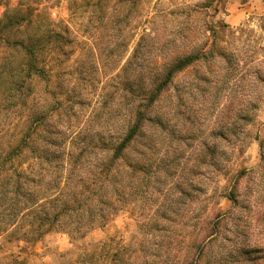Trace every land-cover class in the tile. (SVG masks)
I'll use <instances>...</instances> for the list:
<instances>
[{"label":"rangeland","instance_id":"obj_1","mask_svg":"<svg viewBox=\"0 0 264 264\" xmlns=\"http://www.w3.org/2000/svg\"><path fill=\"white\" fill-rule=\"evenodd\" d=\"M29 3L45 15L47 46L40 64L45 72L34 75L27 65L28 56L11 46L25 42L30 29L24 25L1 33L0 154L23 138L32 147L35 140L39 145L51 133H58L61 145L70 147L75 136L82 139L109 133L123 68L136 51L138 58L128 70L139 76L158 67L154 59L160 54L182 57L203 50L214 59L210 65L199 60L175 74L159 106L166 111L169 105V125L157 129L146 124L138 144L129 150L128 163H132L136 151L146 155L145 146L152 132L156 134L154 190L146 168L140 176L139 194L134 197L129 184L128 207L103 228L93 229L78 241L64 233H50L31 247L0 239V264H86L89 259L82 258L93 249L98 251L95 264H105L102 253L119 249H125L127 262L171 264L178 246L186 244L191 232L203 228L211 213L232 207L225 196L240 173L250 172L260 163L264 84L256 93L255 110L245 115L246 121H240L242 115H236L235 104L239 87L246 85L248 77L241 82L235 69L240 65L247 74L260 69L264 78V17L250 15L239 25H229L224 22L226 0ZM18 4L19 0H0V20L7 9ZM163 41L170 44L164 46ZM207 67L214 73H207ZM229 68L233 77L226 91L218 93L217 79ZM204 77L210 84L203 82ZM124 111L120 119L126 117ZM211 134L215 137L210 138ZM220 134L235 138L229 137L226 143ZM239 183L241 194L250 183L247 178Z\"/></svg>","mask_w":264,"mask_h":264},{"label":"trees","instance_id":"obj_2","mask_svg":"<svg viewBox=\"0 0 264 264\" xmlns=\"http://www.w3.org/2000/svg\"><path fill=\"white\" fill-rule=\"evenodd\" d=\"M29 1L19 0L18 6L5 11L0 20V37L2 32L24 25L30 29L25 42L17 41L11 46L20 48L28 56L29 70L40 77L45 72L40 67L47 46L45 15L32 9ZM143 40L148 42L150 38ZM169 44L163 41L162 45ZM218 56L228 59L225 53ZM212 57L203 50L200 54L182 57L156 55L154 62L159 63L158 67L140 72L139 76L128 70L138 58L136 51L123 68L109 133L82 139L75 136L70 147L61 145L58 133H51L39 145L35 140L32 147L23 138L16 147L1 153L0 239L3 243L31 247L50 233H64L71 240L84 239L90 231L103 228L111 217L128 207L129 184L136 197L141 191L140 176L146 168L154 190L157 165L154 167L152 155L157 145L156 134L151 131L146 155L144 151H136L132 163H128L129 150L138 144L146 124L157 129L169 125V105L166 111H161L159 106L170 91L175 74L199 60L210 65ZM147 59L151 61V57ZM235 70L241 82L248 77L246 85L239 87L235 104L236 115H242L240 121H246L245 115L255 110L256 93L264 84L263 72L255 69L252 73H243L240 65ZM224 71L217 79L218 93L226 91L233 77L230 68ZM206 72L214 73L208 67ZM203 82L210 84L206 77ZM123 109L126 117L120 119ZM213 137L211 134L210 138ZM218 137L226 143L229 137L235 138L232 134ZM259 149L260 163L250 172L242 171L225 196L232 207L226 212L211 213L204 227L191 232L186 244L178 246L171 264H264V142L259 143ZM208 154L213 152L209 149ZM242 178H247L250 185L240 194ZM160 218L168 221L163 215ZM96 252L93 249L82 261L89 259L86 264L92 263L91 260L95 264ZM101 255L105 264H137L123 259L125 249Z\"/></svg>","mask_w":264,"mask_h":264},{"label":"crops","instance_id":"obj_3","mask_svg":"<svg viewBox=\"0 0 264 264\" xmlns=\"http://www.w3.org/2000/svg\"><path fill=\"white\" fill-rule=\"evenodd\" d=\"M250 15L264 17V0H226L224 22L236 26Z\"/></svg>","mask_w":264,"mask_h":264}]
</instances>
